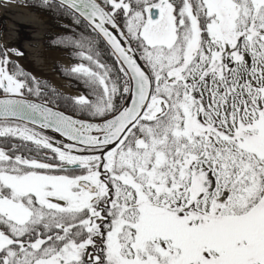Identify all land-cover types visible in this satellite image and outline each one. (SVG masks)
Segmentation results:
<instances>
[{
    "label": "snow or ice",
    "instance_id": "snow-or-ice-1",
    "mask_svg": "<svg viewBox=\"0 0 264 264\" xmlns=\"http://www.w3.org/2000/svg\"><path fill=\"white\" fill-rule=\"evenodd\" d=\"M0 264H264V0H0Z\"/></svg>",
    "mask_w": 264,
    "mask_h": 264
},
{
    "label": "rangeland",
    "instance_id": "rangeland-1",
    "mask_svg": "<svg viewBox=\"0 0 264 264\" xmlns=\"http://www.w3.org/2000/svg\"><path fill=\"white\" fill-rule=\"evenodd\" d=\"M67 59L68 57L63 53H53L50 66L36 68V72L40 73L42 76H46L52 85L66 94L73 91L75 88L74 84H71L65 77H62L63 73L60 70V65Z\"/></svg>",
    "mask_w": 264,
    "mask_h": 264
},
{
    "label": "flooded vegetation",
    "instance_id": "flooded-vegetation-1",
    "mask_svg": "<svg viewBox=\"0 0 264 264\" xmlns=\"http://www.w3.org/2000/svg\"><path fill=\"white\" fill-rule=\"evenodd\" d=\"M62 77H65V76L63 75ZM40 78H41L42 80H44V81H47L48 84H49L50 86H52V87H56V86H54V85L51 84L50 80H49L46 76H42V75H40ZM65 78H66L67 81H69L67 77H65ZM69 82H70V81H69Z\"/></svg>",
    "mask_w": 264,
    "mask_h": 264
},
{
    "label": "trees",
    "instance_id": "trees-1",
    "mask_svg": "<svg viewBox=\"0 0 264 264\" xmlns=\"http://www.w3.org/2000/svg\"><path fill=\"white\" fill-rule=\"evenodd\" d=\"M64 22H68V21H60V23H64ZM70 23V22H69Z\"/></svg>",
    "mask_w": 264,
    "mask_h": 264
}]
</instances>
